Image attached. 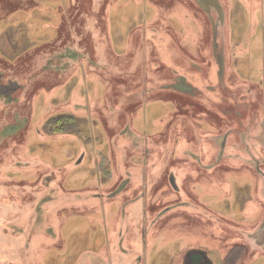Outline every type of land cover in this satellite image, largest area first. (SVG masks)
<instances>
[{
	"label": "rangeland",
	"instance_id": "374dc122",
	"mask_svg": "<svg viewBox=\"0 0 264 264\" xmlns=\"http://www.w3.org/2000/svg\"><path fill=\"white\" fill-rule=\"evenodd\" d=\"M179 2L191 8L188 13ZM223 2L224 24L227 23L225 31L219 32L224 35L221 42L214 29L220 8L216 10L215 0H0V71H4L1 84L7 80L23 84V89L7 98L11 104L8 110L0 100V264H89L91 260L93 264H123L119 262L120 251L114 248L122 242V236L119 235L118 241L108 239L110 230L123 235V211L125 214L129 211L123 210L124 202L126 204L123 190L111 197V202L102 198L101 212L100 206L83 205L88 204L87 199L94 202V194L109 196L123 182L126 184L124 192H135L131 173L134 177L140 174L139 165L148 158L155 141L136 128L137 120L141 123L151 118L148 121L150 132L165 128L158 126L157 120L168 117L173 105L152 101H157L158 94L164 92L159 86L178 85L182 80L179 73L186 74H182L184 80L191 76L193 87L187 84L196 90L191 93L193 101L203 98L213 106L220 103L225 115H233L237 123L247 126L251 118L254 121V114L244 100L247 99L245 90L253 96L259 94L253 106L254 112L261 115L264 2L254 14L240 13L236 9L238 0ZM179 15L191 28L184 26ZM248 35L252 42L244 46L243 51H237L235 47ZM164 36L172 40V46ZM225 41L224 65L229 73L222 78L217 69L215 46L218 43L221 50ZM171 48L176 55L183 56V62L168 63ZM115 53L124 56L118 57ZM148 61L150 74L156 72L160 76L158 82L150 74L145 76ZM130 65L135 68L130 67L127 74H123V69ZM164 77L171 82L164 84ZM41 87L44 89L40 93ZM1 98L6 97L1 95ZM198 106L188 107L201 111ZM197 125L200 133L208 126L206 123ZM234 126L232 121L230 124L221 122L222 134L231 132L234 139ZM143 130L146 132L145 128ZM198 134L191 130L182 132L183 137L191 139L194 149L200 148ZM175 138L176 134L170 132L167 141L162 137L154 148L163 150V157H168L169 148L176 151L183 147L184 142L179 144ZM149 140H152L151 145ZM29 150L30 154L25 155ZM110 150L114 167L104 162V154ZM44 160L54 167L45 171ZM231 160L226 153L219 165ZM120 163H123L122 170ZM25 170L35 173L27 174ZM113 174L115 178L110 182L108 179ZM165 175L170 176L169 170ZM41 176L48 178V186L50 183L53 188L61 186L57 190L61 210L47 219L41 202L49 198L52 191L43 186L45 178L41 179L42 183L33 184ZM141 178H146V186L147 175ZM230 180L235 187L234 198L221 201L211 198V201L217 202L213 206L220 214L235 222L243 216L248 193L252 198L253 182L247 175L243 177V173ZM45 191L47 196H38ZM142 193L148 200L153 194L151 188H144ZM104 210L109 214L105 220ZM239 215L241 218L236 217ZM142 220L129 223L146 231L151 222L141 223ZM190 223L182 227L194 232L195 238L190 239H199L198 223ZM127 226L126 221V230ZM159 226L157 224L156 228ZM33 232L34 236L39 232L49 235L43 259H38L34 249L28 250ZM234 236L233 231L228 232L220 246L229 244ZM180 246V242L155 243L154 248L148 249L150 264L156 261V264H179L174 262L178 257L181 259ZM210 250L216 264H224L214 255L221 253L223 257L225 253L220 249ZM261 260L253 259L252 263L263 264Z\"/></svg>",
	"mask_w": 264,
	"mask_h": 264
},
{
	"label": "crops",
	"instance_id": "0c3cea01",
	"mask_svg": "<svg viewBox=\"0 0 264 264\" xmlns=\"http://www.w3.org/2000/svg\"><path fill=\"white\" fill-rule=\"evenodd\" d=\"M262 1L264 2V0H238V6L236 9L240 13H258L261 7H263ZM217 2L218 0H215L216 9H218ZM179 3L182 9L188 13V8L190 7L185 3ZM221 3L224 5L223 0H221ZM179 17L182 19L181 15H179ZM183 22L185 27L191 28L184 20ZM222 25H224V23ZM164 40L172 46L171 39H166L164 36ZM249 42H252V37L248 35L244 41L235 47V49L237 51L239 49L240 51H243L245 48L244 46L247 44L249 45ZM196 45L197 49H199L197 42ZM171 50L172 52L169 53L167 58L168 63L173 61H184L183 56L179 55V53L176 55L173 48H171ZM150 53L151 48L149 49V54ZM113 54L114 53H112L110 57H113ZM116 55L118 57L124 56L122 54ZM197 55H200V52H198ZM124 62L123 58V66H125ZM155 66L156 63H153L152 67ZM130 67L135 68L133 65L125 67L123 69V74H127ZM161 69L162 68H159V70ZM150 71L151 69L148 61V64L145 65V76H148ZM235 71L236 70L234 69L233 72ZM228 73L229 71L227 70L226 74ZM182 74L186 76L185 73H179V76H182V80L178 85L173 83L171 85L159 86L164 92L158 94L157 101H152V103L160 101L163 104L173 105V110L167 115L168 117H163L159 121L157 120V125L165 128L150 132L148 130V121H150L151 118L148 121L141 123H139L140 119H138L136 128L149 137H154V146H157V143L162 137H166L164 141H167L170 132H173L176 134L175 140L179 144L184 142L183 147L176 151L169 148L168 152H170V155L164 158L163 150L160 151L158 150L159 148L156 149L153 146V149L149 151L150 154L148 155V158L139 165L141 171L140 174L134 177V174L131 173V179H133L134 183L133 189L135 192L131 191L128 194L123 190V197L124 200H126V203L131 199V202L128 203L130 206L125 209H129V211L125 214V218L123 217V235H117L110 230L108 239H117L118 241V238H120L119 235L122 236L121 241L123 243V250L128 255L126 262H123V264H128V262L134 260H136V264H150L151 251L149 250L150 248L155 247V243L157 244L161 241H165L167 244L180 242L181 246L179 249L183 250V253L181 259L178 257L174 263L179 262V264H185L188 252L191 250H199L206 252L208 257L214 262V264H216L211 255L212 253L210 249L215 248L216 250H223L229 245L228 249H225L224 251L221 250L225 253V256L223 255L222 257L220 255L221 253L214 255L215 258L219 259L222 263L253 264L252 260L258 258L262 259L261 261L264 264V90L262 92L261 115L254 112L255 107L253 106V101L258 100L259 94L253 96V93L250 94V92L243 91L247 96V99H244L247 100V107L251 109L254 114V121L251 118L249 120L250 123L246 126L245 124L237 123L238 119L233 115H225L223 105H219L220 103L213 106V104L207 103L203 98L199 101H193L191 93H196V90L192 88L193 85L190 83L191 76H188V80H184ZM93 76L97 78L96 75H91V77ZM150 76L155 82L160 80V76L156 72L150 74ZM170 82L171 80H169L168 77L163 78L164 84ZM187 82L192 85L191 88L188 87ZM43 89L44 88L41 87L39 92L41 93ZM166 94L168 96H166ZM173 96L174 99L172 98ZM175 98H178L177 100L180 101L175 100ZM196 104L199 105L198 107L201 111H195L193 107H188L195 106ZM232 105L233 103H231L230 108H232ZM42 119L46 124V117H43ZM223 121H226L228 124H230L231 121L234 122V125L236 126L233 127V132L235 134L233 136L234 139L231 137V132L229 135L222 134L221 122ZM56 122L58 123V118L56 119ZM197 123H206L208 125L207 129L204 128L200 133ZM171 125L172 128L170 129ZM143 128L146 129V132H144ZM167 130L169 131L168 133H166ZM187 130H191L193 133L196 132V134L200 133L198 134L200 137L197 135L198 139L201 140L199 149L192 148V143L190 142L191 139L182 136V132ZM29 139L31 140V138ZM13 140L16 142V138ZM229 141H231V144H228ZM148 143L151 145L152 140H149ZM30 152L31 151L29 150L25 155L28 156ZM120 152L122 151L119 150V153ZM226 153L230 154L232 160L230 163L225 161L223 165L220 166L219 163L225 157ZM112 155L111 150L104 154V162H108L109 165H113L114 167L115 163L112 159ZM166 160L167 162L165 163ZM44 163L45 171L53 166V163L48 160H44ZM120 164L122 170L123 163ZM141 166L144 167L141 168ZM168 170L170 176L175 178V184L169 180V175H165ZM25 172L27 174L28 172L35 173L30 170H25ZM241 173H243V177L244 175H247L252 179L253 184L250 191L252 198L249 197V193L247 195L248 197L245 196L246 203L243 208L244 212L242 216L244 219H242L240 215L236 216L237 218H241V220H235V223L233 219L220 214L221 212L213 206V203L217 202L211 201V198H217L218 201L234 198L235 187L231 185V182L233 183V181L230 180V178L233 176H239ZM145 174L147 175L148 180L146 186L144 185V179L146 178H141V176ZM165 177H167V179L164 182L163 179ZM43 178H45L44 182L46 183V185L44 183L43 186L45 188L49 187L52 191L50 194L51 196L41 203L42 209H44V214L48 218L50 215H54L56 211L61 210V205H59L61 202L60 193L57 192L58 188L61 189V186L53 188L52 183L48 186V178L42 176L39 181L37 179L33 184H36L37 182L42 183L41 179ZM113 178H115L114 174L108 180L112 182L111 180ZM50 180L53 181L52 178ZM144 188L148 190L150 188L152 189L153 194H151L149 200L145 199V193H142ZM189 189L193 192L191 193ZM41 190L42 188L40 189V192ZM157 191H159V193L155 195ZM44 194L46 196L48 195L46 191L43 195ZM41 195L42 194H38L40 197ZM102 198L105 202L112 201L110 200L112 198L107 194L103 193V197L94 194V202H89V199H87L86 202L88 204L83 206H100V211L99 209L96 210L101 212V210H103L101 206L104 205ZM132 200L134 201L132 202ZM51 206L54 208L48 212V208ZM98 214L99 217H102L100 213ZM103 214L105 220L106 215H109L108 211L104 210ZM140 219H143L141 223H143V221L151 222L149 227L146 228V231L134 228L135 223H129L130 220L139 221ZM126 221L128 222L127 230L125 229ZM192 221L198 223L199 228H196V232L198 233L199 239H190L192 237L195 238L194 232H192L190 228L182 227L184 223L191 224L190 222ZM157 224L160 225L158 228H156ZM153 231L154 233L150 235ZM230 231H233L235 236L229 244L221 247L220 244L224 241V238ZM39 233L40 234H36L32 242H30L28 250L31 252V249H34L35 254L39 256L38 259H43V257H45L44 248H47L48 246L46 242L49 235L48 233ZM108 242L112 243L110 241ZM43 244H46V246L44 247ZM107 244L108 243L105 245L103 244V247ZM97 247H99V245ZM131 249H136L137 251L135 252V250ZM216 250H214V253ZM130 253L135 254L133 256ZM245 258H248V261H244ZM156 263L157 261L155 264Z\"/></svg>",
	"mask_w": 264,
	"mask_h": 264
},
{
	"label": "water",
	"instance_id": "95a60500",
	"mask_svg": "<svg viewBox=\"0 0 264 264\" xmlns=\"http://www.w3.org/2000/svg\"><path fill=\"white\" fill-rule=\"evenodd\" d=\"M218 7H220V5H221V7L219 8V10H217V12H218V18H216V21H218L217 23H216V25L217 26H215V31H216V36H217V38L222 42V40H223V37H224V35H223V33L222 34H220L219 32H220V30H223V31H225V24L224 25H222L223 23H224V21H225V7H224V5L221 3V0H218ZM220 34V35H219ZM215 48H216V51H217V57H216V60H217V62L219 61V63H218V67H217V69H218V72H220L221 73V75H222V78H224V76H225V74H226V71H227V66H225L224 64H225V56H226V41H225V43L223 44V46H222V48H221V50H220V46H219V44L217 43L216 44V46H215ZM219 64H220V67H219ZM2 76L3 75H1L0 76V100L1 101H3L5 104H8L9 102L8 101H6V99H2L1 98V95H5V97H10V96H7V95H13V93L15 92V90L16 89H11V90H9L8 89V87L10 88L11 86H13L15 83H17V84H19L17 81H9V83L8 84H1V79H2ZM5 90H8V94H2V93H6V92H4ZM149 154H150V152H149ZM80 161V160H79ZM169 180L173 183V184H175V178L173 177V176H170V178H169ZM125 186H126V184H125V182H123V184L122 185H120V187L118 188V189H116L115 191H113V192H110V194H109V197H114V196H116L117 194H119L120 192H122V190H124L125 189ZM133 202V201H132ZM42 203V202H41ZM129 207L130 205H128V203H126V204H124L123 205V210H125L126 209V207L127 206ZM54 207H50V209H48V212L51 210V209H53ZM125 212L126 211H123V216L125 215ZM45 219H47V216H45ZM37 220H39V219H37ZM35 227V226H34ZM35 228H38L39 229V227H35ZM40 230H44V229H40ZM47 233V232H46ZM26 236V235H25ZM30 236H31V234H30ZM32 236L34 237V232L32 233ZM29 243V242H28ZM29 245H30V243H29ZM114 248H116L117 250H119L120 251V260H119V262H126V260H127V258H128V255H127V253L123 250V243L122 242H120L118 245H116V246H114ZM113 248V249H114ZM113 253H114V251H112ZM123 255V256H122ZM192 260V262H191V264H214V262L208 257V255H207V253L206 252H203V251H199V250H192V251H190V252H188V254H187V258H186V260ZM185 260V261H186ZM135 262H136V260H134ZM134 261H132L131 262V264H133L134 263ZM93 260H91L90 261V263L89 264H93ZM95 263V262H94Z\"/></svg>",
	"mask_w": 264,
	"mask_h": 264
},
{
	"label": "flooded vegetation",
	"instance_id": "af4514ba",
	"mask_svg": "<svg viewBox=\"0 0 264 264\" xmlns=\"http://www.w3.org/2000/svg\"><path fill=\"white\" fill-rule=\"evenodd\" d=\"M67 56V55H66ZM3 72L4 71H0V76L1 75H3ZM9 83V80H7L6 82H5V84H8ZM8 89L9 90H11V89H16L15 90V92L13 93V94H15L16 92H17V90H21V89H23V84H17V83H15L13 86H11L10 88L8 87ZM7 92L5 93V94H8V90H6ZM7 96H9V95H7ZM14 96V95H13ZM7 98L8 97H6V98H4V99H6V101H7ZM10 101H13V100H10ZM11 104L10 103H8L7 105H5V103H4V106H5V109L6 110H8L9 109V106H10ZM44 193V192H43ZM43 195V194H42ZM95 195H98V196H103V194L101 193V194H95ZM104 202V201H103ZM119 240V239H118ZM192 251V250H191ZM186 260V259H185ZM191 262H192V260L190 259V260H186L185 261V264H191Z\"/></svg>",
	"mask_w": 264,
	"mask_h": 264
}]
</instances>
